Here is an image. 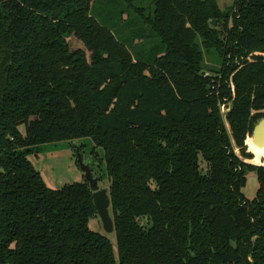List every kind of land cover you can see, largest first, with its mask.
Here are the masks:
<instances>
[{
  "label": "trees",
  "instance_id": "obj_1",
  "mask_svg": "<svg viewBox=\"0 0 264 264\" xmlns=\"http://www.w3.org/2000/svg\"><path fill=\"white\" fill-rule=\"evenodd\" d=\"M153 3L135 7L166 46L150 63L92 0H0V264H264V0ZM82 138L103 149L116 248L89 182L52 188L29 159Z\"/></svg>",
  "mask_w": 264,
  "mask_h": 264
},
{
  "label": "rangeland",
  "instance_id": "obj_2",
  "mask_svg": "<svg viewBox=\"0 0 264 264\" xmlns=\"http://www.w3.org/2000/svg\"><path fill=\"white\" fill-rule=\"evenodd\" d=\"M232 3L233 0H219L222 9L229 7ZM133 6H129L126 0H92L91 14L101 24L111 29L116 37L130 48L137 59L152 63L158 54L164 52L166 46L135 7H143V14L147 17L154 13L155 5L153 0H136ZM69 41L72 49L85 48L83 42L75 36H71ZM206 61L210 66L218 65V61L208 52ZM227 110L226 106L223 107L224 113ZM20 129L24 132L25 125L21 124ZM82 143L84 147L80 151L83 159L85 162L95 163L94 172L97 171L103 176L99 185L109 191L111 181L106 174V162L101 161L103 149L97 147L94 150L95 143L91 138L41 144L29 155V159L52 188L59 189L67 184L83 182L86 180L85 174L77 162V148ZM258 188L257 173L250 172L243 188L245 195L248 198H254ZM141 222L146 224V220ZM89 225L93 230L107 235L116 248V233H107L99 216L91 218Z\"/></svg>",
  "mask_w": 264,
  "mask_h": 264
},
{
  "label": "water",
  "instance_id": "obj_3",
  "mask_svg": "<svg viewBox=\"0 0 264 264\" xmlns=\"http://www.w3.org/2000/svg\"><path fill=\"white\" fill-rule=\"evenodd\" d=\"M214 25H216V21H214ZM77 161L85 174L86 181L90 184L98 215L102 220L105 231L107 233L114 232L115 224L110 211L111 199L108 189L100 187V175L95 174L92 162H85L80 147L77 148Z\"/></svg>",
  "mask_w": 264,
  "mask_h": 264
}]
</instances>
